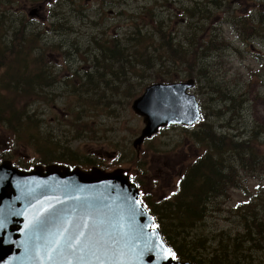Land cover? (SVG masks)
<instances>
[{
  "label": "rangeland",
  "instance_id": "374dc122",
  "mask_svg": "<svg viewBox=\"0 0 264 264\" xmlns=\"http://www.w3.org/2000/svg\"><path fill=\"white\" fill-rule=\"evenodd\" d=\"M50 1L0 0V49L6 45L13 52V65L0 70V81L6 85L0 91V153L10 151L13 154L10 159L12 164L21 168L20 165L27 166L31 160L40 159V163L30 170L37 171V166H40L45 171L50 161L44 158L48 151L58 141H66L69 134L80 130L77 127L80 115L73 102L76 97L58 100L55 106L47 107L33 98L32 81L29 85H17V82H22L24 75L23 72L15 75V61L20 58L21 65L24 60L29 62V72L40 59L48 61L52 58V62L57 60L51 68H57L59 76L68 65L67 57H59L66 54L71 60L78 54L83 61L80 64L84 65L88 61L93 70H97L99 66L109 67L122 95L118 89L116 100L118 98L119 101L113 106L111 120L113 127L107 131V135L97 138L102 153L99 157L107 160L96 167L110 172L120 168L132 175L141 182V191L148 193V200L154 206L175 193L179 186V177L183 172L188 173V169L182 167L192 160L195 150L201 148L196 133L210 128L211 133L224 135L225 141H240L245 139L244 135L252 128L256 127L258 132H264V73L261 71L264 68V0ZM50 3H54V6L51 7ZM39 4L47 7L40 18L33 19L28 14L37 11ZM181 9L191 18L186 36L182 33L183 24L174 18L176 14L181 15ZM2 15L7 16L5 20ZM169 16L173 22L169 21ZM159 21L164 24L162 35L165 38L160 47H153L151 42L155 25ZM234 21H237L242 33L236 29ZM169 23L171 28L167 27ZM204 26L207 29L201 32ZM173 30H176L177 37ZM218 31L223 32V48L217 51L213 48L205 51L204 46L200 48V44L211 46L207 41L213 40ZM243 32L246 33L242 36ZM203 35L205 36L202 37ZM170 41L184 47L190 41L189 50L193 54L203 51L200 55L205 61L209 54L212 55L209 59L221 69V79L242 82L247 95L240 102L234 100L232 103L233 99H223L222 94L217 95L207 88L199 89L196 79L192 92L196 94L203 116L205 115L203 121L190 128L182 124L164 127L146 139L141 147H134L132 143L144 127L143 117L132 108L135 98L154 82H169L168 77L176 71L175 81L188 78L181 77L178 71L182 70V63H174L172 60L177 57H169L173 53L167 49ZM166 50L168 56L164 57L163 65L152 59H156ZM164 54L166 55L165 52ZM218 54L221 56L215 57ZM128 60L131 65L133 63L131 68L126 64ZM76 62L72 61L78 65ZM223 66L227 68V73ZM32 77L35 76H26L27 79ZM125 89L130 92L128 96H124ZM224 92L230 95L228 91ZM31 118L34 129L30 125ZM93 118L94 116L85 118L84 122L89 123ZM99 118L108 122L104 115ZM44 120L49 127L60 128L62 134L55 140H50L48 148L35 147L33 138L36 140L38 124ZM258 147L264 152V137L259 141ZM93 149L96 150L94 145L83 150L92 152ZM107 152L118 156L111 159L112 156H108ZM68 156L74 160L73 163H78L76 154ZM87 165L88 170L92 169L90 163L82 165L80 169L83 170ZM240 180L236 186L233 185L235 187L231 190L232 200L226 205H234L246 198L245 190L249 193L256 191L257 184L264 183V169L259 172L242 171ZM168 199L175 200L173 197ZM219 201H225V197ZM226 205L224 211L222 205L220 210H210L198 226L194 225V229L191 227L192 236L204 231L209 237H213L221 229L234 226V222L228 218ZM213 206L216 203L210 204L208 209ZM169 207L171 211L167 215L174 212Z\"/></svg>",
  "mask_w": 264,
  "mask_h": 264
},
{
  "label": "water",
  "instance_id": "95a60500",
  "mask_svg": "<svg viewBox=\"0 0 264 264\" xmlns=\"http://www.w3.org/2000/svg\"><path fill=\"white\" fill-rule=\"evenodd\" d=\"M195 84L192 77L155 83L135 99L133 110L145 123L135 146L161 126L201 119L197 97L188 91ZM37 169L0 165V264H193L173 257L122 170Z\"/></svg>",
  "mask_w": 264,
  "mask_h": 264
},
{
  "label": "trees",
  "instance_id": "16d2710c",
  "mask_svg": "<svg viewBox=\"0 0 264 264\" xmlns=\"http://www.w3.org/2000/svg\"><path fill=\"white\" fill-rule=\"evenodd\" d=\"M169 21H172L171 17H169ZM234 23L239 31L240 27L237 21H234ZM189 25H186L185 36ZM163 26L164 24L160 21L155 25L151 42L153 47L162 45L165 38L162 35ZM168 26L171 27V24H168ZM206 29V26H204L201 32ZM221 33L223 34L222 31H218L213 40L207 41L211 46L200 44V48L204 46L205 51L212 48L217 51L223 48L224 44L221 45V43L224 39ZM245 33L243 32L242 36ZM175 36L177 37V35ZM189 44L190 41L184 47L180 43L170 41L167 47L168 51H173L169 57L171 59L177 57V59H172L174 63H182V70H178L181 77H194L200 86L199 89L207 88L208 91H214L217 95L222 94L223 99H233L232 103L234 100L240 102L247 95V90H245L242 82L239 83L234 79L222 80L221 75L223 73L221 69L218 68L219 66L216 67V63H211L209 59L212 58V55L209 54V58L205 61L200 55L203 51H199V54L198 52L193 54L189 50ZM168 51H164L166 55L163 52L156 59L155 57L152 59L163 65L164 57L168 56ZM12 54L13 52L9 48L5 54L0 52V70L8 65H13L11 61ZM220 56L218 54L215 57ZM126 64L130 67L133 66V63L131 65L129 60L126 61ZM15 66L17 69L15 75H20L21 72L24 73L22 82L17 83L28 85L31 79L26 78L28 75L26 69V72L20 71L21 58L15 61ZM223 67L225 73H227V68ZM261 71L264 73V68H261ZM176 72L174 73L176 74ZM174 73L168 78L173 79L175 77ZM89 88L90 86H85L81 90L80 96L73 101L80 115L78 128L82 127L85 118L97 114L103 108L98 99L90 97ZM224 90L228 91L230 95ZM107 107L110 108L111 104ZM110 110L111 108L108 112ZM203 117L205 118V115ZM20 124H22V121H20ZM30 125L34 129L32 118L30 119ZM58 131L56 128L49 127L45 120L38 124V138L45 148L49 147L50 140L53 141L61 135ZM78 132L71 133L72 140H76ZM196 136L200 139L201 148L193 154L192 160L186 163L185 168L188 169V173H182L179 177V186L176 192L168 197H173L175 200L171 201L167 198L166 201L156 203L155 206L153 203L150 204V201H145V204L149 206L150 211L155 215L157 225L177 258L189 260L194 264L264 263V184H258L256 191L253 193L245 190L246 198L236 204L231 205L228 203L226 205L227 202L232 200L231 190L240 180V172L247 170L259 172L260 169H264V152L260 151L258 147L259 141L264 137V132H258L256 127L252 128L247 135H244L245 139L240 141H225L226 137L224 135L213 134L210 128L196 133ZM222 197H225V201H219ZM212 203H216V206L208 209ZM221 205L223 211L225 205L228 207V218L234 222V226H229L225 230L221 229V232L214 234L213 237L212 235L209 237L204 231H199L198 234L195 233L192 236L190 228H193L194 225L198 226L207 213L211 212L210 210H220ZM169 206L173 208L174 212L167 215L171 211ZM193 229L192 231H194ZM218 237L222 238L218 239ZM212 240L213 243H211Z\"/></svg>",
  "mask_w": 264,
  "mask_h": 264
},
{
  "label": "flooded vegetation",
  "instance_id": "af4514ba",
  "mask_svg": "<svg viewBox=\"0 0 264 264\" xmlns=\"http://www.w3.org/2000/svg\"><path fill=\"white\" fill-rule=\"evenodd\" d=\"M49 5L53 7L54 3H50ZM46 7L47 6H44L42 4L38 5L36 9L38 13L37 11L35 13L39 16L38 18L41 17L42 13H44V9ZM193 10L190 11V14L193 12ZM180 13L181 15L176 14L174 16L176 20L180 21L182 24L191 23V18L184 9H181ZM193 16L194 15L191 14V17ZM2 17L6 19L7 16L2 15ZM0 52L2 54L7 53L8 47L5 45L4 48L0 49ZM66 57V64L68 65L65 72H63L60 76L59 70L57 68H51V65L57 62V60L52 62V58H50L48 61L40 59L38 63H35L31 72H29L28 70L29 62L25 61L24 64L21 65L20 71H25L24 69H26L28 75L35 76L30 78L32 81V88L35 87L36 89L35 100L46 105L47 107H49L50 105L55 106V102L58 100H66L73 97L77 98L80 96L81 90L85 86H90V97L99 100V102L103 106L102 110L98 112L94 116L93 120H91L89 123L84 122L85 125L82 123V127L78 132L76 140H72L70 135L66 137V141H58L56 143V146L52 150H49L44 158L50 160L48 161L49 165L56 164L62 167H70L71 169H73L76 167L80 168L82 167V165L90 163V166L93 168L96 167V165H102L103 162L107 160V158L99 157V155H102V153L100 150V146L98 145L99 141L97 140V138L107 135V131L113 127V125L111 124V120L112 113L114 112V107L108 112L110 108L107 106L109 104H112L114 106L119 101L118 98L116 100V97L114 96L117 95V91L120 87L118 86L114 75L110 74L111 71L109 70V67L100 66L99 71V68L97 70H93L91 68L92 65H90L88 61L84 65H81L80 62L83 61L80 59V56L78 54L76 57L74 56V60H71L68 54H66L64 57L59 58ZM72 61H77L76 63H78V65H75V63H72ZM128 67L131 68L132 66ZM56 72H58V74H56ZM2 89L4 88L0 84V90ZM125 90L126 92H124V96H128L129 90ZM126 104L129 105V103ZM99 115H104L105 120H108V122H104L102 118H97ZM51 121L53 122L54 118ZM57 129L59 130L58 132L62 134V130L60 128ZM64 134H66V132H64ZM132 144L134 146V141ZM93 145L96 147V150L93 149L92 152L83 150L87 146ZM115 145L118 144L115 143ZM33 146L44 147L38 136L36 140L35 138H33ZM73 153L76 154L78 163H73L74 160L72 161L68 156V154L71 156V154ZM49 154H51V156ZM107 155L112 156L110 157L111 159H115L118 156H115L113 153L108 152ZM12 156L13 154L10 151L0 153V163L4 160H10ZM34 161L36 162L35 165L40 163V159H34ZM88 168L89 166L87 165L83 170H88Z\"/></svg>",
  "mask_w": 264,
  "mask_h": 264
},
{
  "label": "bare ground",
  "instance_id": "6f19581e",
  "mask_svg": "<svg viewBox=\"0 0 264 264\" xmlns=\"http://www.w3.org/2000/svg\"><path fill=\"white\" fill-rule=\"evenodd\" d=\"M86 16V15H85ZM5 20V19H4ZM56 74H58V72H56ZM0 84L3 86V88H5L6 87V85L5 84H3V83H1V81H0ZM17 85H19L18 83H17ZM1 91V90H0ZM2 103V101L0 100V104ZM111 109L113 108V105L111 104V107H110ZM24 111V110H23ZM26 111V110H25ZM100 112V111H99ZM96 115V114H95ZM95 115H93V116H95ZM100 116V115H99ZM99 116L97 117V118H99ZM92 117V116H91Z\"/></svg>",
  "mask_w": 264,
  "mask_h": 264
}]
</instances>
